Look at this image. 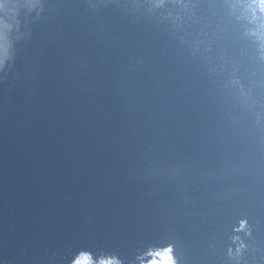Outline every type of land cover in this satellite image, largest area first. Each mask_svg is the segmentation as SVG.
Returning a JSON list of instances; mask_svg holds the SVG:
<instances>
[{
  "label": "clouds",
  "instance_id": "obj_1",
  "mask_svg": "<svg viewBox=\"0 0 264 264\" xmlns=\"http://www.w3.org/2000/svg\"><path fill=\"white\" fill-rule=\"evenodd\" d=\"M262 6H264V0H260Z\"/></svg>",
  "mask_w": 264,
  "mask_h": 264
}]
</instances>
